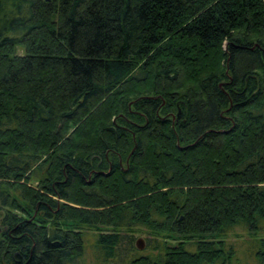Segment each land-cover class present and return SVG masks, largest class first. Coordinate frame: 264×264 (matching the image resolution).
<instances>
[{
    "label": "trees",
    "instance_id": "16d2710c",
    "mask_svg": "<svg viewBox=\"0 0 264 264\" xmlns=\"http://www.w3.org/2000/svg\"><path fill=\"white\" fill-rule=\"evenodd\" d=\"M4 208L0 264H84L82 227L100 264H264V0H0Z\"/></svg>",
    "mask_w": 264,
    "mask_h": 264
},
{
    "label": "rangeland",
    "instance_id": "374dc122",
    "mask_svg": "<svg viewBox=\"0 0 264 264\" xmlns=\"http://www.w3.org/2000/svg\"><path fill=\"white\" fill-rule=\"evenodd\" d=\"M19 53H21V52H19ZM26 185L29 186V187L36 188L37 185H38V182L35 181V180H32L29 183H27ZM71 206H74V204H71ZM8 211H10L11 213H13L15 215H18V216L21 215L20 211L13 210V209L10 210L8 208H4L3 210L0 209V215H2L5 212H8ZM79 229L87 234L86 235V243H85L86 249H85V255H84V264H100L99 262L96 261V259L94 257L93 245H94L95 236L98 233H100L101 230L99 231V230H96V229H88L86 227H82V228H79ZM1 230H2V227H1V224H0V231ZM134 236H135V240H134L135 243H136L137 240H141V242H142V247L143 248H142V250H140V252L142 254H147L149 249H148V251H145V250H146L147 245H148V237H149V235L147 234L146 230H143V231H141L139 233H135ZM256 237L262 238V237H264V234L263 233L256 234ZM250 238H251L250 235L246 234L243 231H239L238 230L236 233L227 235L224 240L227 241L230 244H233L237 249L238 248L241 249L240 250V254H241V251L243 250V243L246 242L247 240H249ZM164 240L166 241V239H162V241H164ZM166 242H168V244H170V245L176 243L175 241H169V240L166 241ZM240 254L237 253V256L240 258L239 261H241V259H242Z\"/></svg>",
    "mask_w": 264,
    "mask_h": 264
},
{
    "label": "water",
    "instance_id": "95a60500",
    "mask_svg": "<svg viewBox=\"0 0 264 264\" xmlns=\"http://www.w3.org/2000/svg\"><path fill=\"white\" fill-rule=\"evenodd\" d=\"M136 248L138 249V250H142V242H141V240H137L136 241Z\"/></svg>",
    "mask_w": 264,
    "mask_h": 264
}]
</instances>
